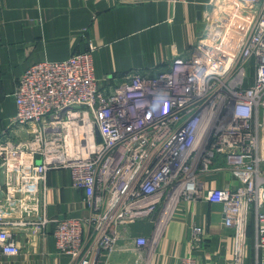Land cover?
<instances>
[{
    "label": "built area",
    "instance_id": "2783aa9c",
    "mask_svg": "<svg viewBox=\"0 0 264 264\" xmlns=\"http://www.w3.org/2000/svg\"><path fill=\"white\" fill-rule=\"evenodd\" d=\"M215 1L188 53L154 73L139 69L102 81L90 42L83 52L40 61L19 76L16 114L0 136L1 252H21L16 230L54 223L58 250L76 264H108L124 250L119 241L128 239L131 224L154 220L160 210V218H170L179 203L205 199L223 205L235 238L233 264L245 263L255 219L264 264V0H224L249 7L234 32L227 24L234 14L217 17ZM61 169L85 191L87 217L47 215L48 172ZM223 169L238 184L208 186L211 172ZM204 241L195 224L191 248ZM131 242L149 244L143 236ZM178 264L198 263L189 253Z\"/></svg>",
    "mask_w": 264,
    "mask_h": 264
},
{
    "label": "crops",
    "instance_id": "0c3cea01",
    "mask_svg": "<svg viewBox=\"0 0 264 264\" xmlns=\"http://www.w3.org/2000/svg\"><path fill=\"white\" fill-rule=\"evenodd\" d=\"M211 0H0V136L16 114L13 95L16 80L31 65L43 60L61 61L96 46L94 71L98 79L116 82L136 70L156 72L189 49L203 34L205 10ZM13 134H15L13 132ZM210 187L238 183L230 171H212ZM46 213L50 218H83L90 214L86 194L71 186L68 170H50L47 177ZM1 187V186H0ZM160 210L154 220L138 221L124 229L118 250L108 264H178L193 253L198 264H233L235 238L224 224L220 203L193 199L178 204L170 218ZM248 230L244 264H261L257 251L256 222ZM202 226L205 241L193 249L192 228ZM55 224L42 230H16L17 255L0 251V264H76L58 250ZM143 236L145 247L131 238Z\"/></svg>",
    "mask_w": 264,
    "mask_h": 264
},
{
    "label": "rangeland",
    "instance_id": "374dc122",
    "mask_svg": "<svg viewBox=\"0 0 264 264\" xmlns=\"http://www.w3.org/2000/svg\"><path fill=\"white\" fill-rule=\"evenodd\" d=\"M233 1H236V0H233ZM215 3L217 4L218 6V13H217V17H223L225 21H227L228 19V16H227V13H233L234 14V17H233V20L230 22H228L227 24L229 25V29L234 32V29H235V26H236V29L237 26L239 27L240 25L246 23L245 21V18H244V15H248V12H249V7H244V6H241L239 4V2H236V3H233L235 4L233 7L230 6V7H227L225 4L224 6H219L218 5V0L215 1ZM211 10V9H209ZM214 10H215V7H214ZM212 9V11H214ZM215 12V11H214ZM243 18V19H242ZM238 20V21H237ZM236 21V22H235ZM235 22V23H234Z\"/></svg>",
    "mask_w": 264,
    "mask_h": 264
},
{
    "label": "trees",
    "instance_id": "16d2710c",
    "mask_svg": "<svg viewBox=\"0 0 264 264\" xmlns=\"http://www.w3.org/2000/svg\"><path fill=\"white\" fill-rule=\"evenodd\" d=\"M253 227H254V221H253V218H252L251 223L249 225V234H252Z\"/></svg>",
    "mask_w": 264,
    "mask_h": 264
},
{
    "label": "bare ground",
    "instance_id": "6f19581e",
    "mask_svg": "<svg viewBox=\"0 0 264 264\" xmlns=\"http://www.w3.org/2000/svg\"><path fill=\"white\" fill-rule=\"evenodd\" d=\"M224 0H218V4L220 5V6H224Z\"/></svg>",
    "mask_w": 264,
    "mask_h": 264
},
{
    "label": "water",
    "instance_id": "95a60500",
    "mask_svg": "<svg viewBox=\"0 0 264 264\" xmlns=\"http://www.w3.org/2000/svg\"><path fill=\"white\" fill-rule=\"evenodd\" d=\"M98 140H101V136L100 135L98 136Z\"/></svg>",
    "mask_w": 264,
    "mask_h": 264
}]
</instances>
